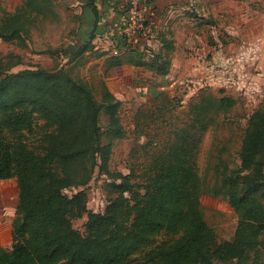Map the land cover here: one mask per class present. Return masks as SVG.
<instances>
[{
	"label": "trees",
	"instance_id": "16d2710c",
	"mask_svg": "<svg viewBox=\"0 0 264 264\" xmlns=\"http://www.w3.org/2000/svg\"><path fill=\"white\" fill-rule=\"evenodd\" d=\"M22 4L32 27L59 15L54 0ZM118 8L120 31L110 38L102 75L125 64L166 73L168 51L159 58L146 56L150 27L146 33H127V5L122 0ZM95 14L89 39L81 44L71 40L60 50L67 61L89 47L98 26ZM6 15L0 35L2 29L26 34L23 16ZM165 47L172 48L170 39ZM12 63L0 60V180L15 178L17 204L11 243L0 248V264H264V100L247 118L238 162L216 167L210 183L198 170L197 150L204 132L230 112L234 97L201 87L182 103L180 93L169 90L149 96L146 81L137 79L148 105L136 108L133 121L137 129L146 132L151 126L153 132L141 144L146 150L141 172L131 166L123 173L109 168L112 140L125 130L116 114L118 101L104 79L108 117L102 130L101 104L84 76L64 63L10 71ZM95 166L112 177L108 192L113 195L103 210L87 211L81 232L71 217L86 211V194L79 190L68 196L63 189L87 183ZM203 192L221 195L237 212L231 238L215 240L200 204ZM159 234L166 237L156 242Z\"/></svg>",
	"mask_w": 264,
	"mask_h": 264
},
{
	"label": "rangeland",
	"instance_id": "374dc122",
	"mask_svg": "<svg viewBox=\"0 0 264 264\" xmlns=\"http://www.w3.org/2000/svg\"><path fill=\"white\" fill-rule=\"evenodd\" d=\"M65 1L54 0L57 4L58 17L42 18L32 27L29 24L26 9L21 6L23 5L22 0H0V26L2 25L1 21L7 16L6 13H10L23 16L28 30L26 34H19L2 29L0 60L13 62L10 71L35 65L51 67L64 63L70 71L84 76L91 84L95 97L101 104L98 121L102 130L105 129L108 117L104 109L105 100L102 96L101 80L104 79L113 98L118 101L116 114L125 130L122 137L112 140L109 168L111 171L127 173L133 166L138 172H141L145 165L141 161L146 151L141 144L145 142L153 129L151 130V126L146 132L137 129L133 121V114L140 105H148L147 97L137 93L130 79L115 77V71H108L102 75L103 67L99 66V61L91 59L87 54L80 55L71 61L66 60L67 56H61L60 50L71 40H74L76 25L79 23V16L67 13L66 8L63 7ZM212 5L214 7L212 12H206V15L212 19V26L209 27L206 24L200 30L191 28V31H194L195 34L198 33L197 35H200L201 38L195 42V46L202 47V49H198V52H201V55H207L206 59H216L218 62H227L231 58L238 59L243 65L240 75L228 82L218 78L212 80L210 84L193 83L192 81L204 77L205 72L203 68L198 67L200 62H197V53H191L190 56L195 57L198 71L186 77V80L190 82L185 80L183 83L176 84L173 89L175 93H180L182 103H186L185 101L201 87H209L208 90L216 93L221 91V93H228L235 99V104L230 112L216 125L209 127L204 132L197 150L198 170L210 183L215 180L214 170L216 167L233 166L238 162L237 152L247 118L253 109L264 100V0H212ZM22 41L24 44H21ZM230 42L232 43L230 46H233L232 52L224 53L222 47H226ZM215 45L217 55L207 50L208 47ZM201 66H205V64H201ZM149 90L151 93L150 95L148 93L147 96L158 91L156 88H149ZM174 114L183 117L179 109H175ZM102 139L103 141L106 139L105 135L102 136ZM111 180V176L101 172L95 166L92 177L87 183L63 189V193L68 196L79 190L86 194V211L79 216L71 217L72 225L81 232L84 231L87 211L103 210L109 197L113 195L108 192V183ZM1 192L8 193L9 197L4 205L0 204V248L7 247L11 243V219L16 207L17 196L14 177L0 181ZM199 200L204 218L215 232V240L219 242L231 238L238 220L237 212L221 195L213 196L203 192L199 195ZM165 237V234L157 235L156 242ZM216 264L235 263L233 261H218Z\"/></svg>",
	"mask_w": 264,
	"mask_h": 264
},
{
	"label": "crops",
	"instance_id": "0c3cea01",
	"mask_svg": "<svg viewBox=\"0 0 264 264\" xmlns=\"http://www.w3.org/2000/svg\"><path fill=\"white\" fill-rule=\"evenodd\" d=\"M121 2L122 0L65 1L67 13L78 14L79 16V23H77L74 32V40L78 44L89 39L96 19L95 12L98 13L96 32L90 40L89 47L81 55L87 54L91 59L99 61V66L103 67V70L106 67L104 61L111 51L110 38L120 31L121 15L118 7ZM141 6L146 22L152 23L149 25L151 32L146 40L144 54L146 56L157 54L159 58V55L168 51L170 58L168 71L159 74L154 73L152 69L129 64L113 66L107 71H115V77L130 79L137 93H139L137 79L146 81L148 89L156 88L174 92L173 89L176 84L185 82L189 74H195L198 71L195 57L190 55L191 53L196 54L198 49H202V47L195 46V42L201 38L200 35H197L198 33L195 34L194 31H191V28L200 30L203 25L212 26V19L206 15V12H212L214 9L212 0H142ZM188 33L189 35H187ZM165 39L172 41V48L167 49L165 47ZM216 44L218 45V43ZM230 45H232L231 42L226 47H222L224 53H230L233 49V46ZM147 48L151 49L148 50ZM216 48L215 45L208 47L207 50L217 55ZM194 81L192 82L194 83ZM7 197H9L8 193H0L1 205L5 204Z\"/></svg>",
	"mask_w": 264,
	"mask_h": 264
},
{
	"label": "built area",
	"instance_id": "2783aa9c",
	"mask_svg": "<svg viewBox=\"0 0 264 264\" xmlns=\"http://www.w3.org/2000/svg\"><path fill=\"white\" fill-rule=\"evenodd\" d=\"M123 2L126 3L128 9L124 30L127 33H131L136 29H140L144 33L148 32L149 25L146 22L140 0H123ZM147 49L150 50L151 48ZM201 54V52L197 53V62H200L198 67L204 69L205 76L196 79L194 83L198 85L202 82L210 84L212 80L218 78L228 82V80L235 79L240 75L243 65L238 59L231 58L227 62H218L216 59H206L207 55ZM201 64H205V66H201Z\"/></svg>",
	"mask_w": 264,
	"mask_h": 264
}]
</instances>
